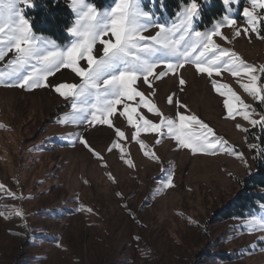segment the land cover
<instances>
[{"label":"rangeland","instance_id":"obj_1","mask_svg":"<svg viewBox=\"0 0 264 264\" xmlns=\"http://www.w3.org/2000/svg\"><path fill=\"white\" fill-rule=\"evenodd\" d=\"M221 1L223 17L206 24L200 7L193 17L192 31H211L227 16L234 23L223 25L214 42L235 52L247 64L256 68L264 65V39L250 31L243 15L245 7L251 10L249 0H239L235 5ZM141 3L145 11L166 25L176 20L181 10L171 15L164 0ZM114 4L115 0H110L101 7L93 5L103 14ZM32 10L33 3L23 15L34 35L50 39L62 49L77 39L69 31L77 19V11L71 7L73 23L66 31V42L35 32L29 17ZM255 14L260 17L259 33L264 35V8H256ZM237 30L240 36H235ZM156 31L152 28L144 35ZM108 38L114 42L110 33L104 37ZM102 51L103 45L97 43L93 54L99 56ZM12 55L0 61V68ZM79 63L86 66V61ZM256 74L258 87L264 86V74ZM181 78L184 85L179 84ZM213 79L251 105L255 109L252 118L260 119L264 104L241 87L248 82L243 74L233 76L222 69L219 76L208 78L206 73H197L194 65L185 64L177 72L152 81V89L142 81L135 87L156 104L163 116L175 118L177 111L195 114L216 136L223 137L229 148L242 153V159L226 154L225 149L215 155L193 154L171 137L156 132L141 131L133 139L136 128L119 115L122 104L117 105L111 118V128L61 124L58 120L66 115L71 119V104L53 89L0 86V185L4 186L0 189V211L5 213L0 216V264H264V241L258 239L264 232H250L246 226L247 220L264 218V203H259L258 212L245 217L220 216L245 191L244 182L258 175V167L264 168V146L250 136L251 130L261 127L250 125L241 115L228 117L224 108L227 97L212 87ZM79 81L68 68L49 77L51 85ZM152 92L154 95H150ZM169 96L186 107L169 105ZM138 99L129 100V106L136 107ZM233 104L241 107L235 100ZM139 115L157 124L161 120L142 106L133 118L138 120ZM117 127L125 133L123 138L115 136ZM78 136L86 138L103 159L76 142ZM138 140L147 148L141 149ZM113 141L121 143V149L109 151ZM146 150L158 159L145 156ZM170 173L174 187L164 189L162 182ZM8 192L23 198L13 199ZM255 192L264 196V188ZM15 208L23 211V220L11 214ZM22 223L28 225L27 229Z\"/></svg>","mask_w":264,"mask_h":264},{"label":"snow or ice","instance_id":"obj_2","mask_svg":"<svg viewBox=\"0 0 264 264\" xmlns=\"http://www.w3.org/2000/svg\"><path fill=\"white\" fill-rule=\"evenodd\" d=\"M224 3L235 5L239 0H224ZM249 3L251 10L245 7L243 15L250 31L264 39L257 27L260 17L255 14L256 8H264V0H249ZM31 6L32 0H0V61H4L9 53H13L12 58L0 68V86L25 90L53 89L71 104V119L66 115L58 120L61 124L72 123L88 127L108 125L111 128V118L116 114L117 105L122 104L123 111L119 115L126 117L128 124L136 128L133 139H137L141 131L156 132L171 137L181 148L190 149L193 154L215 155L225 149L226 154H233L237 159H242V153L229 148L227 141L216 136L213 129L195 114L184 115L177 111L175 118L163 116L156 104L135 87L138 81H142L152 89V81L167 77L169 73H175L185 64H190L195 66L197 73H206L208 78H212L213 74L219 76L222 69L231 72L233 76H247L248 82L241 87L254 100L264 104V86L258 87L259 77L256 74H264V65L256 68L247 64L235 52L219 47L213 40L214 36H220L223 25L234 23L233 19L225 16L223 22L218 23L213 30L194 32L193 17L200 8L197 0H190L184 5L178 12L177 19L170 25L161 23L150 11H145L141 0H115L114 6L103 14L86 0H70L69 6L77 11V19L69 31L77 39L71 46L62 49L52 40L34 35L29 20L23 15L25 8ZM152 28L158 31L154 35H144ZM249 29H245V32ZM109 33L114 42L111 38L104 39ZM240 35L241 32L237 30L235 36ZM97 43L103 45V51L102 55L94 56ZM80 61H86V66H80ZM62 68L71 69L80 78L79 83L51 85L49 77ZM179 84L184 85L185 80L179 79ZM211 84L217 93L227 97L224 100V108L227 109L228 117L235 119L237 115H241L250 125H259L264 129V113L259 114L260 119H253L255 109L241 101L231 88L214 79ZM150 95H154V92ZM137 97L139 99L136 107H130L128 101L136 100ZM233 100L241 107L237 108ZM167 102L169 105L175 104L178 109L186 107L178 100L174 101L172 96L168 97ZM141 106L148 112L161 116L160 122L153 123L143 115L138 116L142 123L134 119L137 108ZM236 127L241 126L237 124ZM193 128L199 130L193 132ZM163 129L167 130L166 133ZM241 130L248 131L247 128ZM115 136L118 139L123 138L125 133L117 127ZM76 142L94 156L103 159L83 136H78ZM159 142L157 140V143ZM138 143L141 149L147 148L143 141L138 140ZM121 147V143L113 141L109 151ZM252 148L254 150L255 145ZM144 154L158 159L150 150H146ZM261 155H264V152ZM126 163L132 166L131 160ZM244 163L247 164V161ZM162 186L164 189L174 187L171 173L165 177ZM3 188L4 186L0 185V189ZM7 195L13 199L23 198L12 192ZM87 211L92 210L89 208ZM11 214L24 219V213L19 208L13 209ZM0 216H5V213L0 211ZM21 226L25 229L28 227L26 223ZM246 226L250 232H264V218L254 217L247 220ZM258 239L264 241V235H260Z\"/></svg>","mask_w":264,"mask_h":264},{"label":"trees","instance_id":"obj_3","mask_svg":"<svg viewBox=\"0 0 264 264\" xmlns=\"http://www.w3.org/2000/svg\"><path fill=\"white\" fill-rule=\"evenodd\" d=\"M96 6H104L110 0H88ZM190 0H164V4L171 15L187 5ZM203 10L206 24H211L223 17L225 8L221 0H197ZM34 10L29 12L32 27L37 33L52 36L60 42L68 41L66 31L73 23V15L67 0H32ZM209 5V6H208ZM252 140L264 146V129L257 128L250 131ZM258 175L244 182L245 191L229 208L220 214L221 217L241 218L248 213L258 212L259 203H264L262 194H255L264 188V168L258 167ZM255 192V193H254ZM254 193V194H253Z\"/></svg>","mask_w":264,"mask_h":264}]
</instances>
